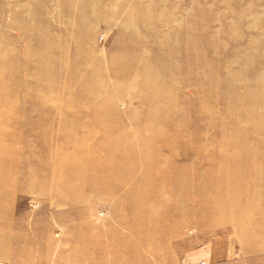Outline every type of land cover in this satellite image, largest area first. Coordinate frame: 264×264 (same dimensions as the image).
<instances>
[{
	"label": "bare ground",
	"instance_id": "6f19581e",
	"mask_svg": "<svg viewBox=\"0 0 264 264\" xmlns=\"http://www.w3.org/2000/svg\"><path fill=\"white\" fill-rule=\"evenodd\" d=\"M73 1H81L82 8L79 5L71 12ZM90 1L65 0V5L79 23L95 12L83 8ZM40 4L34 12L37 24L22 32L30 42L22 58L41 57V65L33 72L34 86L26 98L16 99V103L23 100V106L16 110V103H11L9 115L0 114L1 122L20 132L15 141L0 132V195L22 180L26 189L55 181L48 190L63 195L80 188V199L71 200L69 206L79 205L84 197L105 196L115 208L113 221L129 231L122 233L110 225L100 234L84 231L87 242L72 257L76 264H85L86 256L88 264H175V258L162 257L174 247L161 245L158 239L182 236L184 230L195 227L189 217L198 216L202 217L200 228L231 232L243 245L255 246L245 251L262 255L264 105L258 103L264 101L263 38L244 40L246 36L229 27L220 34L225 40L219 42L218 35L209 34L210 23L201 22L193 29L187 21L177 27L163 16L158 18L149 7L143 12L133 9L125 17L119 24L123 51L106 56L93 45L84 48L95 32L94 25L83 26L75 36L77 30L54 26L58 17L45 12L47 1ZM122 7L118 4V10L104 11L118 16ZM242 12L238 9L236 18ZM164 24L168 30L158 35ZM202 36L207 38L205 43ZM150 47L162 50V58L156 59ZM219 49L231 53L224 66L213 60ZM247 54L254 61L246 60ZM162 59L167 62L162 64ZM17 60L6 61L16 76L24 65ZM219 74L223 78L214 80ZM186 77L192 80L186 82ZM120 80L128 81L127 94ZM4 86H0L1 91L6 88L3 98L10 91ZM135 97L142 100L145 115H136L131 106H127V116L118 111ZM77 98L87 106V123L78 119L71 124L66 116V106ZM215 104L220 105L218 110ZM23 134L35 140L29 143ZM70 180L74 181L70 187L59 186ZM1 200L3 213L10 204ZM157 206H167L166 215H159ZM95 212L89 206L70 216L71 225L94 227L96 221L88 220ZM4 223L0 218V225ZM3 236L0 231V241L8 239ZM41 242L50 253L51 241ZM4 254L11 257V253Z\"/></svg>",
	"mask_w": 264,
	"mask_h": 264
},
{
	"label": "rangeland",
	"instance_id": "374dc122",
	"mask_svg": "<svg viewBox=\"0 0 264 264\" xmlns=\"http://www.w3.org/2000/svg\"><path fill=\"white\" fill-rule=\"evenodd\" d=\"M42 1L0 0V86L1 84H5L4 88L8 87L10 89L6 93L9 98L7 96L1 97L6 88L4 91L0 89V114L4 112L9 115L10 104L26 98L27 91L34 86L33 82L36 78L33 72L41 65L39 61L41 57L38 60H24L22 58V54L29 48L30 44V42L23 38L22 32L29 28V26L33 27L34 24H37L34 19V12L41 6L40 2ZM45 1H47V4L44 5L45 12L52 17H58L57 22L54 24L58 28L69 27L70 29L77 30L75 34L77 36L81 34L83 26L94 25L95 32L89 40L84 42V48L93 45L98 52L106 56L111 53L119 54L123 51L122 46L125 40L121 36L122 27L119 24H122L125 17L132 13L133 9L143 12L149 7L155 11V15L158 18L159 15L163 16L165 21L171 22L177 27L185 26L187 21L193 23V29L200 27L202 25L201 22L210 23L209 34L218 35L219 42L225 40L224 38H220L222 31L230 27L235 32L242 33L243 37L246 36L243 38L244 40L252 41V39L262 37L264 44V0H92L90 3L84 4L83 8L87 11L91 9L95 12L90 11V14L85 16L84 22L81 21L79 23L75 21V17L68 11L65 0ZM69 1L71 2L72 0ZM74 3L70 8L71 12H76L79 5L82 8L81 1ZM118 4L123 6L119 9L121 12H119L118 16L112 14L110 11H104V9L108 8L118 10ZM238 9L243 10L242 17L245 22L242 21V17L236 18L235 14ZM153 28L157 29L154 25ZM166 30H168L167 24L160 26L158 28V35H161ZM175 30L177 28L173 29L174 32ZM200 38L201 42L205 43L207 38L203 36ZM150 50L156 59L162 58V50L154 49V47H150ZM254 50L255 48L250 50L248 54L253 53ZM145 51L146 48L139 50L141 53ZM224 51H220L219 49L218 53L215 54L217 57L215 58L214 56L213 58L214 62L218 65L224 66V63L230 60L231 53ZM248 54V59L246 60L254 61L255 57L248 56ZM13 57L18 59L17 62H24L17 76L16 73L11 72L7 64L8 62H6L11 61ZM38 57L35 56L34 58ZM2 60H5L6 63ZM160 62L164 64L167 61H163L162 59ZM179 64H182V62L179 61ZM116 65L119 67L121 65L120 61ZM262 69L264 72V68ZM106 77L109 79L110 76L107 75ZM217 78L222 79L223 74L213 77L214 80H218ZM191 80L189 77L185 78L186 82ZM27 82L29 86H27ZM120 82L126 85L123 92L127 94L128 81L120 80ZM186 88L188 90V87ZM48 89L49 87L46 86L45 90ZM50 95L53 97V101H57L54 92H51ZM133 99L130 103L125 102L124 105L121 104L118 107V111L121 112L122 110L125 115L127 106H131L132 111H135V114L137 113L136 115H145L146 110L142 109L145 107L142 100L140 99L141 101H139L137 97ZM21 103L24 104V101L22 100ZM21 103H16L14 109L17 110L23 106ZM184 104L188 108L191 106L187 102ZM258 105L263 106L264 101H260ZM215 107L217 108L215 110H218L220 105L215 104ZM86 110V104H82L80 98H77L74 103H68L66 106V116L69 117L70 123L71 121L76 122L78 119L82 123H87L89 119L85 117ZM25 115L26 117H23L28 118L26 112ZM102 117L107 119L108 115L102 114ZM189 118L191 121L194 119L191 116ZM129 127L131 126L129 125ZM0 132L5 134L6 137L13 138L14 141L20 135L18 129L16 130L14 126L6 124L4 121L1 122V119ZM23 136L29 143L35 140L34 136L32 138L28 134H23ZM11 145L12 143L9 142L8 146L10 147ZM261 147L264 148V144ZM7 167V165L4 166L3 171ZM73 182V180L69 182L63 181V183L60 182L59 186L68 188ZM55 183L57 182L48 181L47 185L38 183L34 185V188L26 189L23 186L27 185V183L19 180L9 193L0 195L3 204H10L9 210L0 213V218L3 217L5 222L0 225V231L4 232L3 237L8 238L6 241H0L1 260H7L10 264H76L72 257L78 253L80 254L81 244L87 242L84 231L100 234L104 231L106 225H110L122 233H125L127 230L129 231V227L127 228L126 225L121 226L118 222L113 221L115 208L105 196H97L93 200L84 197V200L79 202V205L69 206L68 203L71 200L80 199L82 191L78 188V191H71V193H65V195L49 191L48 187L56 185ZM188 197L192 198V195L189 194ZM260 204L263 205L262 202ZM89 206L94 207L96 212L94 213V217L89 218L90 220L88 221H96L97 225L92 228L86 224L71 225L72 220L69 219L70 216L82 212ZM167 209V206H157L155 208L159 215H166ZM189 218L195 227L184 230L182 236H165L158 239L159 244H164L165 246L172 245L174 247L170 252L165 251V253H162L164 259L169 260L173 257L175 258L174 261H176L175 264H264V253L257 256L252 255V252L248 251L255 247L252 243L243 245L239 236L231 232L228 235L226 233L213 232V228L205 230L200 228L201 216ZM230 220H237V218L232 217ZM134 238L135 241H139L137 237ZM42 240L45 242L51 241L52 251L50 253L44 247V249L42 248ZM244 249L248 250L245 251ZM4 252L11 253V257H8ZM175 254L177 255L175 256ZM88 259V256H86L85 264H88Z\"/></svg>",
	"mask_w": 264,
	"mask_h": 264
},
{
	"label": "crops",
	"instance_id": "0c3cea01",
	"mask_svg": "<svg viewBox=\"0 0 264 264\" xmlns=\"http://www.w3.org/2000/svg\"><path fill=\"white\" fill-rule=\"evenodd\" d=\"M0 264H10V263H9V261H7V260L4 261V260H1V259H0Z\"/></svg>",
	"mask_w": 264,
	"mask_h": 264
}]
</instances>
